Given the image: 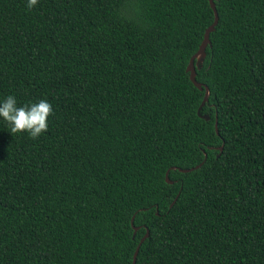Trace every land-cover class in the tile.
I'll return each instance as SVG.
<instances>
[{
    "label": "trees",
    "instance_id": "1",
    "mask_svg": "<svg viewBox=\"0 0 264 264\" xmlns=\"http://www.w3.org/2000/svg\"><path fill=\"white\" fill-rule=\"evenodd\" d=\"M212 1L203 119L208 0H0V102L53 108L0 118V264H264V0Z\"/></svg>",
    "mask_w": 264,
    "mask_h": 264
},
{
    "label": "clouds",
    "instance_id": "2",
    "mask_svg": "<svg viewBox=\"0 0 264 264\" xmlns=\"http://www.w3.org/2000/svg\"><path fill=\"white\" fill-rule=\"evenodd\" d=\"M37 3L38 0H27L26 7L31 10ZM50 115H53V108L47 100L18 107L16 98L9 95L0 102V118L7 123L10 132H25L32 139L47 131Z\"/></svg>",
    "mask_w": 264,
    "mask_h": 264
},
{
    "label": "water",
    "instance_id": "3",
    "mask_svg": "<svg viewBox=\"0 0 264 264\" xmlns=\"http://www.w3.org/2000/svg\"><path fill=\"white\" fill-rule=\"evenodd\" d=\"M208 3H209V6L210 8L212 9L213 11V21L210 23V25L208 27L205 28L204 32H203V35H202V39H201V42L197 48V50L190 56L189 60H188V63L185 67V70L188 72V78L189 80L192 82V84L197 87L199 90L204 88V93H203V97L201 99V102L199 104V107L197 109V113L198 115L199 114V109L200 107L203 105V103L206 101L207 99V93H208V89L205 85H202L201 83L197 82L194 78V66L196 67H199L200 65V62L203 58V55H204V48L205 46L207 45L208 43V33L213 29V26L215 25L216 23V20H217V14H216V11H215V7H214V3L212 0H208ZM195 59V65L193 63V60ZM200 117H202L203 119H207V115H200ZM215 127V125H214ZM215 132L217 131L216 128H214ZM182 171H185L182 170ZM165 180L167 182H170L168 179H167V176H166V173H165ZM133 228V232L136 230V227H132ZM147 236V231L145 232V234L139 239L137 245L135 246V249H134V252L132 254V262L131 264L134 263V260H135V255H136V252L138 250V247L141 243V241Z\"/></svg>",
    "mask_w": 264,
    "mask_h": 264
}]
</instances>
